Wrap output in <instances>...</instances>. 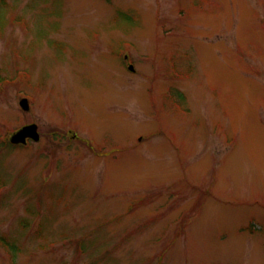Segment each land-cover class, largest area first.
I'll use <instances>...</instances> for the list:
<instances>
[{
	"label": "rangeland",
	"instance_id": "obj_1",
	"mask_svg": "<svg viewBox=\"0 0 264 264\" xmlns=\"http://www.w3.org/2000/svg\"><path fill=\"white\" fill-rule=\"evenodd\" d=\"M0 10V264H264V0Z\"/></svg>",
	"mask_w": 264,
	"mask_h": 264
},
{
	"label": "water",
	"instance_id": "obj_2",
	"mask_svg": "<svg viewBox=\"0 0 264 264\" xmlns=\"http://www.w3.org/2000/svg\"><path fill=\"white\" fill-rule=\"evenodd\" d=\"M130 70L132 71L133 68L130 67ZM19 104L23 111L28 112L30 109V105L28 104V100L22 99L19 101ZM38 128L35 124H30L22 129H20L16 134H14L11 138V143L15 145L19 144H25L27 139H32L34 141H38L40 136L37 132Z\"/></svg>",
	"mask_w": 264,
	"mask_h": 264
},
{
	"label": "trees",
	"instance_id": "obj_3",
	"mask_svg": "<svg viewBox=\"0 0 264 264\" xmlns=\"http://www.w3.org/2000/svg\"><path fill=\"white\" fill-rule=\"evenodd\" d=\"M2 11L0 10V29L2 28V23H3V21H2ZM179 97L180 98H183V97H181L180 95H179ZM11 250L13 251L14 250V246L12 245L11 246Z\"/></svg>",
	"mask_w": 264,
	"mask_h": 264
}]
</instances>
